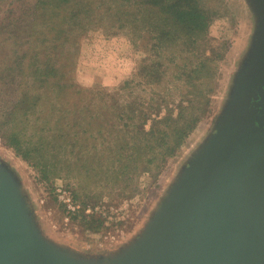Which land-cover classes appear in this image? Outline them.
Here are the masks:
<instances>
[{"label": "rangeland", "instance_id": "obj_1", "mask_svg": "<svg viewBox=\"0 0 264 264\" xmlns=\"http://www.w3.org/2000/svg\"><path fill=\"white\" fill-rule=\"evenodd\" d=\"M207 5L213 15L210 44L223 58L219 60L216 93L210 111L196 130L174 156H165V160L160 157L159 148H151L153 141L137 132L143 128L149 131L154 120L167 115L169 108L176 116L181 100L176 96L169 104L156 102L162 88L150 90L148 83L137 77L141 66L151 60L153 33L145 32L139 37L96 29L81 38L79 49L70 43L65 45L66 51L76 48L80 52L76 75L82 85L105 88L111 93L103 96L111 94L107 99L114 101L118 108L113 109L115 112L135 114L118 118L116 131L110 133L108 127L96 142L89 140L91 132L86 126L93 110L73 109L74 95L66 93L56 98L42 86L41 79L45 77L39 68L48 60L50 45L39 33L41 23L35 28L25 25L20 35L17 30L14 33L17 43L0 36V182L14 201V218L20 225L30 226L32 234L60 255L85 263L140 264L164 236L184 187L203 176L227 149L231 137L223 131L224 127H231L234 132L240 129L242 118L235 116L244 115L249 102L263 99L264 0H215ZM18 43H23L21 50ZM254 93L259 99L253 97ZM40 96L42 102L36 101ZM78 98L81 105L78 102L77 106L91 103L84 95ZM26 100L32 105L38 103L42 117L37 112L25 114L26 105L24 109L17 108ZM69 102L71 110L83 116V129H79L82 139L77 144L83 148L77 151V159L73 154L69 162L61 158L53 160L51 154L46 155V149L52 152L54 142L50 137L42 138L44 128L49 131L55 128L57 110ZM133 102V108L124 109ZM71 116L68 121L73 124ZM140 121L141 126L133 125ZM32 122L36 123L35 129ZM127 128H131L130 133L118 131ZM15 132L22 136L25 151L28 145L37 147L31 161L49 163L47 173L5 144V138L11 139ZM93 143L102 149L99 159L90 157L95 155L94 149H90V156L84 150ZM62 196L71 198L72 208ZM132 251L138 254L135 262L128 260Z\"/></svg>", "mask_w": 264, "mask_h": 264}, {"label": "trees", "instance_id": "obj_2", "mask_svg": "<svg viewBox=\"0 0 264 264\" xmlns=\"http://www.w3.org/2000/svg\"><path fill=\"white\" fill-rule=\"evenodd\" d=\"M214 1L0 0V36L5 35L8 41L17 43V39L14 37L17 30L20 35V31L25 28V25L35 28L38 23H41L38 26L42 28L39 33L46 37L50 45L47 50L49 51L48 60H45L39 68L42 69L41 73L45 77L41 79L42 86L50 94L53 93L57 96L56 98H60L66 93L67 95H74L77 100L73 99L71 102L73 109H85V111L90 112L93 110V114L88 116L86 120V126L91 132L89 140L92 138L96 142L101 140L104 135L103 132L108 127L110 133L116 131L118 118L134 117L135 114L115 112L113 109L118 108L113 104L114 101L107 99L111 94L107 97L103 96L111 92L105 88L87 87L79 82L76 75L80 55L78 52L79 41L86 33L96 29L108 30L114 35L120 34L119 32H127L126 34L129 33L130 36L139 37L145 32L153 33L155 41L151 60L141 66L137 77L144 79L150 90L155 91L158 87L162 88L160 98L156 102L168 101L169 104V100L176 96H179L181 100L178 103L176 116H174L173 110L169 108L167 115L154 120L149 131L143 128V130L137 129V132H141V135L150 138L153 141L151 148H159V155L165 160V156H174L196 130L199 123L210 111L209 106L216 93L219 60L222 56L210 44L209 31L213 15L210 12L212 8L207 5ZM42 42L46 44L44 40ZM67 43L78 49L66 51L65 45ZM18 44H20L21 50L23 43ZM51 53H53L52 57L50 56ZM154 85L156 87L152 88ZM174 87H176L175 90H172ZM82 95L89 97L91 103L86 106H77L78 102L81 105L78 97H82ZM42 100L43 98L40 96L36 101L42 102ZM56 102L59 104L60 100L58 99ZM32 103L26 100L17 108L22 107L24 109L28 106L25 114L35 115L37 112L42 117V111L37 110L38 103L35 102L33 105ZM71 103L69 102L57 110L59 115L53 120L55 128L50 130L54 136L46 127L44 128L45 135H47L42 138L47 140L50 137L51 141L54 142L52 152L48 148L46 149V155L51 154L53 160L61 158L69 162L74 155L77 159V157L79 158L77 151L83 148L77 146L82 139V133L79 129H83V116H81V112L71 110L69 106ZM133 107L134 102L125 105L124 109ZM151 107L153 108V104ZM69 116H71L73 124L69 123ZM141 121L139 124L134 123L133 125L141 126L143 124ZM8 122L10 120L7 121V124ZM126 125L129 126V123ZM31 127L35 129L36 123L32 122ZM162 128H166L168 132ZM41 131L43 132V128ZM118 131L130 133L131 128ZM70 133L75 135L72 137ZM140 138L137 137L138 140ZM22 142L24 143V140L17 132L12 134L11 139L5 138L6 145H11L18 155L38 169L42 166L47 173L50 170L49 163H33L31 161L34 157L33 152L37 147L26 145L28 151H25L22 148L24 147ZM91 148L94 149L95 155L90 156ZM84 150L90 157L98 159L102 153L101 147L96 143ZM153 161H157V159H153ZM96 169L99 172L100 165H97ZM82 217L87 219L85 215Z\"/></svg>", "mask_w": 264, "mask_h": 264}, {"label": "water", "instance_id": "obj_3", "mask_svg": "<svg viewBox=\"0 0 264 264\" xmlns=\"http://www.w3.org/2000/svg\"><path fill=\"white\" fill-rule=\"evenodd\" d=\"M244 113L235 116L240 129L224 127L227 149L184 187L164 236L140 264H264V97ZM14 212L0 182V264H111L60 255ZM137 255L130 252L128 260Z\"/></svg>", "mask_w": 264, "mask_h": 264}, {"label": "built area", "instance_id": "obj_4", "mask_svg": "<svg viewBox=\"0 0 264 264\" xmlns=\"http://www.w3.org/2000/svg\"><path fill=\"white\" fill-rule=\"evenodd\" d=\"M62 200H64L72 208L73 202L71 198H69L68 196H62Z\"/></svg>", "mask_w": 264, "mask_h": 264}]
</instances>
